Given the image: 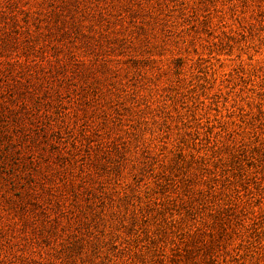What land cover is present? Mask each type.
Returning <instances> with one entry per match:
<instances>
[{"label": "rangeland", "instance_id": "374dc122", "mask_svg": "<svg viewBox=\"0 0 264 264\" xmlns=\"http://www.w3.org/2000/svg\"><path fill=\"white\" fill-rule=\"evenodd\" d=\"M0 264H264V0H0Z\"/></svg>", "mask_w": 264, "mask_h": 264}]
</instances>
